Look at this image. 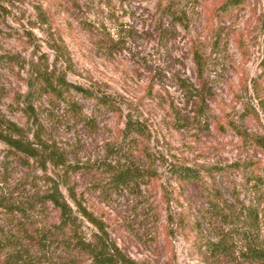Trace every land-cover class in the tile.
Segmentation results:
<instances>
[{"label":"rangeland","instance_id":"obj_1","mask_svg":"<svg viewBox=\"0 0 264 264\" xmlns=\"http://www.w3.org/2000/svg\"><path fill=\"white\" fill-rule=\"evenodd\" d=\"M224 1L0 0V110L9 119L26 124L20 106L31 66L62 72L120 105L115 112L78 92L69 103L38 99L35 135L48 141L54 160L22 161L0 140V241L57 223L61 210L41 197L57 186L87 239L98 224L137 261L204 264L192 244L195 223L213 237L221 227L216 203L242 217L257 195L251 171L264 161L261 148L226 123L254 109L242 122L264 135V0L226 9ZM128 115L145 135L125 137ZM148 160L155 179L111 184L109 168ZM179 163L195 167L199 181H177L169 168ZM37 195L33 209H17ZM5 253L0 264H8Z\"/></svg>","mask_w":264,"mask_h":264},{"label":"trees","instance_id":"obj_2","mask_svg":"<svg viewBox=\"0 0 264 264\" xmlns=\"http://www.w3.org/2000/svg\"><path fill=\"white\" fill-rule=\"evenodd\" d=\"M245 0H225V9L243 3ZM194 61L197 64L200 75L205 70L203 55L196 51ZM32 73L27 79L28 92L23 95L25 106H20L27 116L23 126L9 119L0 110V140L5 143L12 152L20 154L22 161L29 158L54 160V153L47 146L48 141L41 135H35V125L42 126L41 119L35 112L33 104L45 96L50 101H65L69 103L67 96L81 93L84 97L93 99L96 105L118 112L120 105L116 104L109 96L99 94L94 90L80 84L68 82L62 72L41 69L31 66ZM260 99L264 98V87H260ZM21 97L16 100L20 102ZM199 102L203 97H199ZM200 102V106L202 103ZM264 102V101H263ZM75 106V105H73ZM264 107V104H262ZM78 113V109H75ZM255 110L246 112L238 120L230 119L226 123L241 138L242 141L261 148L264 155V135L250 132L244 127L242 119L246 116H256ZM78 115V114H77ZM125 137L145 135V128L139 121L133 120L130 115L125 120ZM58 157V156H57ZM61 159V157H58ZM58 159V160H59ZM60 163H63L61 161ZM253 168V167H252ZM251 171L253 188L257 195L248 204H243V216L228 212L225 205L214 204L213 214L221 227L213 237H207L199 224L194 225L196 232L193 240L195 249L201 262L204 264H264V161L257 164ZM170 172L181 183H193L201 178L200 172L192 166L174 164ZM111 184L116 188H133L140 183H146L147 179L157 177V167L152 160L147 161V166L124 164L119 167L109 168ZM215 196V195H214ZM42 201H50L61 210L60 219L57 223L32 225L33 229L24 232L23 239H17L9 244L0 241V250L6 253L8 264H78L84 260L86 264H150L146 260L137 261L128 255L110 237L106 229L98 225L100 232L93 238L87 239L80 233L77 226V218L72 213V208L62 198L57 186L41 196ZM23 204V203H22ZM38 205V195L30 197L26 202L17 207L23 213ZM85 216L89 213L82 210ZM240 242L241 246H237ZM59 248L61 249L58 252ZM8 250V251H7ZM173 264V263H167Z\"/></svg>","mask_w":264,"mask_h":264}]
</instances>
